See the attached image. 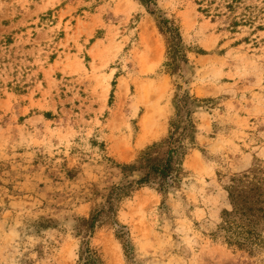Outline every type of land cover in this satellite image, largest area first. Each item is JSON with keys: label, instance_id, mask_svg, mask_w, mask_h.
Returning <instances> with one entry per match:
<instances>
[{"label": "rangeland", "instance_id": "1", "mask_svg": "<svg viewBox=\"0 0 264 264\" xmlns=\"http://www.w3.org/2000/svg\"><path fill=\"white\" fill-rule=\"evenodd\" d=\"M197 1L0 0V264H79L86 240L105 264H264L217 229L231 178L264 168V0ZM159 16L186 46L173 73ZM187 91L181 183L134 190L90 236L119 164L167 136Z\"/></svg>", "mask_w": 264, "mask_h": 264}, {"label": "trees", "instance_id": "2", "mask_svg": "<svg viewBox=\"0 0 264 264\" xmlns=\"http://www.w3.org/2000/svg\"><path fill=\"white\" fill-rule=\"evenodd\" d=\"M197 2L200 5L199 10L208 14L213 10L220 11L223 7L233 12L242 0ZM233 23L237 25L236 18ZM158 27L167 44L164 66L173 73L180 62L188 63L180 25L173 18L159 16ZM197 102L198 98L188 91L184 92L177 100L178 111L170 120L167 136L142 149L134 162L119 164L125 181L114 184L105 195L104 201L93 208L88 219L83 220L90 236L105 221L104 217L114 219L120 202L134 190L145 185H154L159 192L167 193L181 183L187 173L184 159L190 148L189 143L194 142L192 135L196 124L192 106ZM134 174H139V177L131 179ZM226 190L231 208L223 210L218 232L230 246L250 254L264 251V168L256 166L233 176ZM82 247L79 264H105L102 254L90 245L89 240L84 241Z\"/></svg>", "mask_w": 264, "mask_h": 264}, {"label": "bare ground", "instance_id": "3", "mask_svg": "<svg viewBox=\"0 0 264 264\" xmlns=\"http://www.w3.org/2000/svg\"><path fill=\"white\" fill-rule=\"evenodd\" d=\"M149 114V113H148ZM148 116V115H147ZM148 118H150L149 116H148ZM146 119V118H145Z\"/></svg>", "mask_w": 264, "mask_h": 264}]
</instances>
